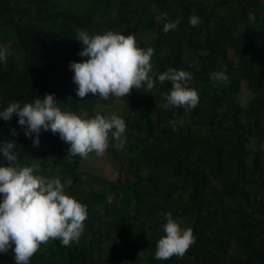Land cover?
<instances>
[{"label":"trees","instance_id":"trees-1","mask_svg":"<svg viewBox=\"0 0 264 264\" xmlns=\"http://www.w3.org/2000/svg\"><path fill=\"white\" fill-rule=\"evenodd\" d=\"M177 19L165 34L163 25ZM80 30L132 34L139 48L154 50L152 74H192L187 86L199 103L191 111L169 106L162 94L172 85L158 78L151 93L134 88L125 97L126 143L117 150L110 138L106 151L119 165L109 180L83 171L84 158L68 159L70 145L41 130L47 162L65 193L87 206V219L78 243L49 240L29 264H264V0H0V44L12 41L0 64V111L54 94L62 112L102 114L96 105L115 97H78L69 68L87 59L77 54ZM212 72L227 82L210 80ZM18 119L0 118V144L13 142L24 167L35 134L25 136ZM181 119L174 130L169 122ZM7 163L0 155V166ZM169 212L192 228L195 243L183 258L156 260ZM3 255L0 264H15L11 251Z\"/></svg>","mask_w":264,"mask_h":264},{"label":"clouds","instance_id":"clouds-1","mask_svg":"<svg viewBox=\"0 0 264 264\" xmlns=\"http://www.w3.org/2000/svg\"><path fill=\"white\" fill-rule=\"evenodd\" d=\"M164 19H167V13ZM250 19H254V15ZM179 23L180 19L165 23L163 32L174 31ZM189 23L197 27L200 18L192 15ZM76 40L82 44V50L77 54L87 58L69 64L74 72L73 82L77 85L78 97L84 98L91 93L102 99L109 96L119 99L129 96L134 88L151 93L158 78L161 84L168 81L172 85L170 92L162 94L169 106L185 111L197 107L198 92L187 86L192 74L174 68L152 74L154 50L139 48L132 34L125 36L109 30L93 36L80 30ZM7 55V49L0 47V64L7 63ZM210 80L224 83L228 77L223 72H212ZM14 115L19 117L18 124L25 136L35 134L34 146L40 144L41 130L58 133L70 145L68 159L76 156L87 158L93 152L98 157L103 156L110 146V138L117 150H122L126 143L123 118L115 113L109 116L97 113L94 118L83 119L62 112L56 106L54 94L35 98L23 106L18 101H9L8 106L0 111V118L10 121ZM169 123L176 130L177 123L183 125L184 121L172 120ZM12 134L18 135L16 129H12ZM14 149L13 142L0 144V155L8 162L7 166H0V253L11 251L15 264H29L40 246L49 240L59 239L65 247L78 243L85 228L87 206L65 193L66 184L59 177L35 175L36 165L19 166ZM66 183L71 184L72 181ZM165 220L163 231L166 235L157 241L154 258H183L195 243L193 230L183 229L170 212L165 214Z\"/></svg>","mask_w":264,"mask_h":264},{"label":"rangeland","instance_id":"rangeland-1","mask_svg":"<svg viewBox=\"0 0 264 264\" xmlns=\"http://www.w3.org/2000/svg\"><path fill=\"white\" fill-rule=\"evenodd\" d=\"M12 41H5L1 47L8 50ZM96 111L102 112L103 115L109 116L113 113L120 116L123 119H126L131 113V103L127 98H116L108 103H98L96 105ZM45 146L39 144V146H32L30 152L31 161L25 166L36 165L35 175L45 177L47 174L50 175V178H55L56 175L52 169L53 165L49 161V157L44 151ZM47 162V163H46ZM81 169L85 172H91L99 175L103 179H112L114 178L119 170V165L112 156L105 152L103 156H96V154L90 153L87 158H84L81 162ZM46 178V177H45Z\"/></svg>","mask_w":264,"mask_h":264},{"label":"water","instance_id":"water-1","mask_svg":"<svg viewBox=\"0 0 264 264\" xmlns=\"http://www.w3.org/2000/svg\"><path fill=\"white\" fill-rule=\"evenodd\" d=\"M14 247V246H13ZM5 257H4V255H3V253H0V259H4Z\"/></svg>","mask_w":264,"mask_h":264}]
</instances>
